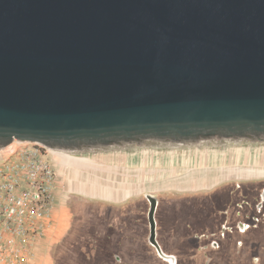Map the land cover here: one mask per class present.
Segmentation results:
<instances>
[{
	"label": "water",
	"instance_id": "95a60500",
	"mask_svg": "<svg viewBox=\"0 0 264 264\" xmlns=\"http://www.w3.org/2000/svg\"><path fill=\"white\" fill-rule=\"evenodd\" d=\"M264 144V0H0V154ZM149 242L157 240L158 199Z\"/></svg>",
	"mask_w": 264,
	"mask_h": 264
},
{
	"label": "rangeland",
	"instance_id": "374dc122",
	"mask_svg": "<svg viewBox=\"0 0 264 264\" xmlns=\"http://www.w3.org/2000/svg\"><path fill=\"white\" fill-rule=\"evenodd\" d=\"M152 152L164 155L166 171L171 168L178 170L173 177L166 172L168 175L163 187L167 190L146 191L143 188L149 182H135V176L142 168L139 164L145 162L142 163L145 169L153 170L147 165L153 158L152 154L146 155ZM56 157L52 156V159L60 178L64 168L59 166ZM77 157L88 158L99 168L81 170L80 175L67 170L68 184L75 191L76 187L84 186L90 196L77 192L70 194L62 218L67 223V233L53 248L51 264H169L161 259L149 242L148 193L160 200L158 240L166 253L178 258V264H264L263 217L259 216V222L245 218V225L253 226L245 234L236 230L237 221L242 217L232 219L230 225L233 223L236 227L234 234L226 232V237H221L218 231L222 222L215 215L218 205L214 204L215 199L207 197L217 191L231 190L235 183L244 184L248 193V189L256 186L262 188L264 177L229 176V172L237 169L264 171V144L142 149ZM171 160L178 163L177 167L168 164ZM135 161L138 165H131ZM189 172L195 174L190 177L195 178L191 188L184 185ZM131 174L134 181L127 182L130 176L126 175ZM171 179L180 180V185L169 186ZM100 187L104 196L101 195L103 199L99 200L92 195H97ZM116 189L120 190L116 197L127 199L125 202H113L111 194L114 191H111ZM219 195L224 199L220 192ZM254 209L244 212L252 218L256 215ZM202 211H209L205 219L200 216ZM215 244L221 248L217 245L214 248ZM207 246L209 249L206 250Z\"/></svg>",
	"mask_w": 264,
	"mask_h": 264
},
{
	"label": "built area",
	"instance_id": "2783aa9c",
	"mask_svg": "<svg viewBox=\"0 0 264 264\" xmlns=\"http://www.w3.org/2000/svg\"><path fill=\"white\" fill-rule=\"evenodd\" d=\"M52 151L17 142L0 154V264H26L51 227L59 173Z\"/></svg>",
	"mask_w": 264,
	"mask_h": 264
},
{
	"label": "crops",
	"instance_id": "0c3cea01",
	"mask_svg": "<svg viewBox=\"0 0 264 264\" xmlns=\"http://www.w3.org/2000/svg\"><path fill=\"white\" fill-rule=\"evenodd\" d=\"M137 153H142V152H137ZM149 154H152V160L151 162H149V164H147L149 167H151L153 170H146L144 167V165L142 162L140 165V167H142L138 173L135 176V182H141L143 183L145 182H149L146 185H148L147 187H144L143 190L146 191H161V190H167L166 188H164V182L165 177H166V172L169 173L168 176H174L175 174H178V170H174L175 168H171L169 169V171H166L164 167H166V161L165 158H162V153L160 152H152V153H146V155L149 156ZM84 158V157H83ZM151 158V155H150ZM88 159V158H87ZM58 160V159H57ZM90 160V159H89ZM91 161V160H90ZM169 162V161H168ZM135 165L138 163L135 162H131V165ZM59 166H62L64 168V171L60 174V178H59V182L57 185V190H56V208L55 211L52 215V219H51V227L49 228V230L47 231V233L41 237L39 240H37V242L35 244H33V256L31 257V259L26 263V264H51V254L53 251V248L58 245L61 241V239L63 237H65L67 231L66 229V221H64V219H62L66 213V208H67V200L70 197V194H72L73 192H77L79 195H85V196H90L89 193H86V190L84 188V186H79L76 187V191L74 190V187L70 186L68 184L67 181V177H68V171L74 173V174H79L80 175V171L81 170H85V169H96L99 168L98 165H96L94 162H92L91 165H82L80 166V164H78L77 166L74 165L73 167H68L64 164H62L61 162L58 161ZM170 166L173 167H177L178 163L174 162L173 160L170 161V163H168ZM128 163H126V167H127ZM176 165V166H175ZM155 167V168H154ZM76 169V170H75ZM67 172V174H66ZM133 174V172H131ZM126 175V176H130V179H126V181L128 182V180H130L131 182L134 181L133 175ZM67 175V177H66ZM192 175V172L188 173V177L185 179L184 181V185L188 186L189 188H191L190 186L194 185L195 183V179H190V177ZM129 178V177H128ZM80 180V178H79ZM169 180V179H168ZM157 181V182H155ZM153 183V184H152ZM80 184V181H79ZM169 186H177L180 185V180L177 179H171L168 182ZM170 187V188H173ZM98 193H96L97 195H92L94 196L93 198L95 199H103L101 198V195H103L101 193V187L97 189ZM169 190V189H168ZM111 194V196L114 198L112 199L114 203L118 204V203H123L125 202L127 199L124 200H120L119 198H117L116 196H118V193L120 192V190H112L111 192H113ZM151 193H148V195H150ZM127 195V193H126ZM104 196V195H103Z\"/></svg>",
	"mask_w": 264,
	"mask_h": 264
},
{
	"label": "flooded vegetation",
	"instance_id": "af4514ba",
	"mask_svg": "<svg viewBox=\"0 0 264 264\" xmlns=\"http://www.w3.org/2000/svg\"><path fill=\"white\" fill-rule=\"evenodd\" d=\"M233 175H235L234 171L229 172V176H233ZM238 177H243V176H238ZM256 177H264V175L256 176ZM248 191L250 193L247 192L244 184L241 185L239 183H235L231 190L228 189V190H224L223 192L217 191L216 193L207 195L208 198L215 199L216 202H214V204L218 205V208L215 209V215L218 217V221L222 222V224H220L221 228L218 231L221 237H226V234H225L226 232L234 234V230L236 229V227L233 225V223L232 225H230L231 224L230 222L232 219L234 221V219H236L237 217H242L243 220L242 219L239 220L237 218L238 225H237L236 230H238L240 234L247 233V231L251 230V228L253 227L252 225H245L244 223L245 218L246 220L252 219L255 222H259V216H262L264 219V186L262 188L256 186L254 187V189H250V190L248 189ZM219 192L222 194V197L224 199L220 198ZM159 207H160V200L158 199V206H157V211H156V222H157V212L159 211ZM252 208L253 209L255 208L254 210L257 216L255 215V216H252L251 218V215L249 213L245 214L244 211L246 209L252 210ZM149 211H150V208H149ZM209 211H206V212L202 211V214L200 216H204V219H205ZM233 213L235 215L234 217H233ZM158 238H159V234H158V222H157V240ZM158 243L160 244L159 240H158ZM216 245L219 248H221V246L218 244H215V246L213 247L215 248ZM161 248L165 254L169 255L168 253L165 252L162 246ZM202 249L204 250V248ZM207 249H209L208 246L206 250ZM174 257L176 258V264H178L179 263L178 258L176 256ZM165 262L172 264L169 261H165Z\"/></svg>",
	"mask_w": 264,
	"mask_h": 264
},
{
	"label": "bare ground",
	"instance_id": "6f19581e",
	"mask_svg": "<svg viewBox=\"0 0 264 264\" xmlns=\"http://www.w3.org/2000/svg\"><path fill=\"white\" fill-rule=\"evenodd\" d=\"M16 144H14V146L9 151L14 149ZM198 150H200V149H198ZM56 156H57L56 158L58 159L59 162H61L62 164L66 165L68 167H73L74 165L77 166L78 164H80V166L91 165L93 162L87 158L77 157L75 155H70V154H66V153H59ZM234 174L238 175V176L255 177V176H263L264 171L255 170V169H237V170H234ZM167 261L171 262L172 264H176V261L172 260L171 258Z\"/></svg>",
	"mask_w": 264,
	"mask_h": 264
}]
</instances>
